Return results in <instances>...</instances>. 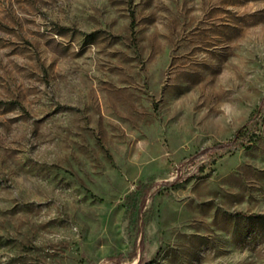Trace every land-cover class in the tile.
Returning <instances> with one entry per match:
<instances>
[{"label":"rangeland","instance_id":"rangeland-1","mask_svg":"<svg viewBox=\"0 0 264 264\" xmlns=\"http://www.w3.org/2000/svg\"><path fill=\"white\" fill-rule=\"evenodd\" d=\"M262 215L264 0H0V264H264Z\"/></svg>","mask_w":264,"mask_h":264},{"label":"trees","instance_id":"trees-1","mask_svg":"<svg viewBox=\"0 0 264 264\" xmlns=\"http://www.w3.org/2000/svg\"><path fill=\"white\" fill-rule=\"evenodd\" d=\"M221 145H227V143L226 144L224 143V144H221ZM262 216L264 217V215H262Z\"/></svg>","mask_w":264,"mask_h":264}]
</instances>
